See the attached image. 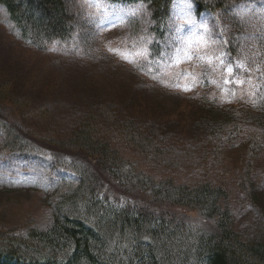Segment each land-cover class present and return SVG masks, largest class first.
Returning <instances> with one entry per match:
<instances>
[{
    "label": "rangeland",
    "instance_id": "374dc122",
    "mask_svg": "<svg viewBox=\"0 0 264 264\" xmlns=\"http://www.w3.org/2000/svg\"><path fill=\"white\" fill-rule=\"evenodd\" d=\"M66 4L68 10L79 14L84 22L82 39L76 35L67 44L57 39L46 41L43 47L22 39L0 5V84L3 88L7 84L11 97L17 100L16 105L8 106L6 116L11 125L22 127L24 122L27 127L22 128L39 137L66 139L81 125L83 116L80 114H84L86 108L92 106L93 111H98L101 105L106 108V104L111 106L113 101L114 113L110 114L109 106L108 112L105 108L99 110L105 115L99 121L103 132L100 134L112 149H117L121 161L128 160L136 171L154 176L155 180L171 178L174 183L189 187L210 179L212 169L225 173L222 187L227 198L222 203L228 208L230 226L245 240L253 238L262 223L248 202L250 194L244 187L247 180L257 187L264 186V140L253 137L248 118L245 117L243 123L240 114L249 111L242 109L249 101L264 93V0L235 1L233 7L218 11L216 16L206 11L197 12L192 0H172L165 41L160 43L161 52L153 47L154 41L149 35L150 10L145 4L122 5L104 0H67ZM257 39L261 40L260 44L255 43ZM221 59L226 63L222 64ZM228 67L233 69L231 74ZM120 74L130 79L137 76V83H146L148 87L140 95L132 93L131 82L127 88H122L124 81ZM225 80L230 83L226 84ZM185 88L191 90L185 91ZM168 93L183 94L194 108L202 109L203 95L213 105L220 106L223 109L220 119L229 117L226 119L232 122L233 132L239 139L225 150L228 157L224 163L227 167L239 164L240 147L246 143L248 148L242 156L249 169H223L217 164L210 166L207 160L201 161L203 151L199 152V146L205 143V130L203 134L198 129L189 130L190 134L185 132L181 126L188 121L191 107L185 106L181 98L177 100L179 106L166 104L163 94ZM18 100L29 104L27 112L21 110ZM148 104L156 109L145 110ZM40 111H44L47 118L40 119ZM172 112H178L176 121L185 133V144L176 148L165 146L161 141L165 134L161 125ZM109 114L114 123L130 125V121L136 130L142 128L143 136L152 138L154 147L170 153L171 164L167 162L168 156L150 158L147 160L150 164L142 162L145 155L133 149V144L140 143L110 130L114 124L106 118ZM173 122V119L167 120L168 125ZM250 122L252 127L256 125ZM241 129L244 130L239 133ZM256 129L259 132L262 125ZM191 134L202 136L203 140L200 138L188 148ZM160 142L163 145H159ZM260 143L263 149L255 151L252 145ZM221 146L224 147V139ZM180 148L191 158V153L197 150L201 168L192 171L184 163L179 164L175 152ZM14 152L0 148V227H14L18 231L32 225L44 227L51 216L47 196L51 182L58 177L68 180L71 175L50 167L46 160L49 157L24 159ZM250 154L253 156L249 158ZM178 164L181 169L175 167ZM105 194L117 209L128 202L121 197L115 201L111 193ZM159 205H167L170 211L176 212L167 203ZM190 215L197 217L195 212ZM0 235L7 238L2 232Z\"/></svg>",
    "mask_w": 264,
    "mask_h": 264
},
{
    "label": "trees",
    "instance_id": "16d2710c",
    "mask_svg": "<svg viewBox=\"0 0 264 264\" xmlns=\"http://www.w3.org/2000/svg\"><path fill=\"white\" fill-rule=\"evenodd\" d=\"M66 1L0 0V5L7 11L21 38L43 47L46 41L57 39L67 44L76 35L82 39L84 22L79 14L68 10ZM104 1L122 5L145 4L150 10L149 35L153 38V47L159 50V43L166 37L172 0ZM192 1L197 12L216 14L233 7V2L239 0ZM120 75L124 81L122 88H127L131 82L132 93L140 95L148 87L146 83H137V76H133L136 80L126 74ZM4 86L0 84V148L7 152L15 151L17 157L24 159L49 157L46 160L50 167L71 175V178L58 177L51 182L47 194L51 216L46 226H26L23 231L0 227V232L7 235V238L0 235V264H264V186L257 187L245 181L244 190L250 194L248 202L257 211L262 223L257 234L245 240L233 231L228 208L222 203L227 198V192L222 187L225 173L212 169L209 171L212 175L210 179L189 187L174 183L171 178L155 180L154 176L136 171L132 163L120 160L117 149H112L102 137L104 135L100 134L103 132L99 121L105 115L99 110L105 108L104 105L98 111H93L92 106L86 108L85 113L80 114L83 116L81 125L66 139L39 137L33 131L27 132L22 128L27 127L24 122L22 127L11 125L10 118L6 116L8 106L12 103L16 105L14 101L17 100L11 97L8 85ZM184 97L183 94H163L166 104L179 106L177 100L181 98L185 106L191 107L188 121L181 126L185 132L190 134L189 130L198 129L203 134L205 130V143L199 146V152L203 151L201 161L207 160L210 166L217 164L223 169H249L244 163L245 156H242L248 148L246 143L240 147L239 164L227 167L224 163L228 157L225 150L239 139L233 132L232 122L226 119L229 117L220 119L219 113L223 109L209 102L206 95L201 97L204 103L202 109L194 108ZM18 104L21 110L27 112L29 104L20 100ZM112 105L113 101L111 106L108 104L110 114L115 111ZM108 106L106 104L105 112H108ZM244 108L249 111L241 113L240 120L244 123V118H248L254 131L253 137L264 140V93L249 101ZM144 109L151 112L156 107L148 104ZM110 114L106 116L114 124L110 130L140 143L133 144V149L145 155L142 162L168 156L167 162L171 164L173 157L170 158V153L154 147L152 138L143 136L142 128L136 130L130 121V125L114 123ZM177 114H167L166 121L161 125L165 129L161 137L165 146L176 148L185 144V133L180 128V122L176 121ZM44 117V111H40L39 118ZM171 119L174 122L168 125L167 120ZM250 120L256 124L254 127ZM261 125L262 129L256 131ZM227 128H231L232 132H227ZM147 131L149 133L150 130ZM200 138L203 140L202 136L192 135L188 148L198 143ZM222 139L224 147L221 146ZM254 144L255 151L263 149L259 147L263 144ZM183 149L175 152L179 164L184 163L192 171L201 168L197 150L191 153V158L189 154H184ZM252 156L250 154L249 158ZM246 162L250 163L249 160ZM179 164L175 165L177 169H181ZM220 180L221 184H218ZM105 193H111L115 201L121 197L128 202L117 209ZM160 202L169 204L176 212L170 211L167 205H159ZM192 212L197 217L193 218L190 215Z\"/></svg>",
    "mask_w": 264,
    "mask_h": 264
},
{
    "label": "snow or ice",
    "instance_id": "6c2138e0",
    "mask_svg": "<svg viewBox=\"0 0 264 264\" xmlns=\"http://www.w3.org/2000/svg\"><path fill=\"white\" fill-rule=\"evenodd\" d=\"M203 27L206 28V25H204ZM221 63H222V64H225L226 62L223 61V59H221ZM227 71H228L229 74H231L232 71H233V69H232L231 67H228V68H227ZM225 83H226V84H227V83H230V81L225 80ZM184 90H185V91H190L191 89H190V88H185Z\"/></svg>",
    "mask_w": 264,
    "mask_h": 264
}]
</instances>
